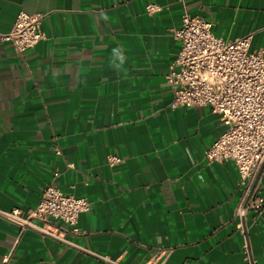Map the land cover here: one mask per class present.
<instances>
[{
    "label": "crops",
    "instance_id": "1",
    "mask_svg": "<svg viewBox=\"0 0 264 264\" xmlns=\"http://www.w3.org/2000/svg\"><path fill=\"white\" fill-rule=\"evenodd\" d=\"M19 11L42 15L44 37L22 55L0 38V211L25 217L55 172L90 207L79 233L56 224L76 246L0 214V264H242L244 244L264 261V206L239 217L235 164L204 157L226 125L171 107L165 80L184 11L264 57V0H0V35Z\"/></svg>",
    "mask_w": 264,
    "mask_h": 264
},
{
    "label": "built area",
    "instance_id": "2",
    "mask_svg": "<svg viewBox=\"0 0 264 264\" xmlns=\"http://www.w3.org/2000/svg\"><path fill=\"white\" fill-rule=\"evenodd\" d=\"M159 8L154 3L146 5L148 12ZM41 18V14L19 11L10 30L0 38L9 40L22 55L44 37ZM172 32L180 48L165 75L171 92L170 105H208L220 115L226 128L205 149L204 157L207 162L229 160L235 164L242 189L236 213L242 218L246 211H252L255 217L264 206V198L256 188L257 175L264 164V57L260 51L250 50V34L225 39L213 33L210 21L186 11ZM120 161L118 155H107L110 166ZM56 176L55 172L53 179L44 184L37 204L25 217L16 209L0 214L19 222L22 230L29 228L76 246L56 224L63 223L71 232L79 233L78 215L89 209L90 201L63 192L55 183ZM50 220L55 225L49 224ZM242 227L239 223L238 228ZM242 249V264H264L252 258L247 244ZM98 256L111 261L106 255ZM10 257L11 253L4 255L1 264H10Z\"/></svg>",
    "mask_w": 264,
    "mask_h": 264
},
{
    "label": "clouds",
    "instance_id": "3",
    "mask_svg": "<svg viewBox=\"0 0 264 264\" xmlns=\"http://www.w3.org/2000/svg\"><path fill=\"white\" fill-rule=\"evenodd\" d=\"M121 60H123V57H121Z\"/></svg>",
    "mask_w": 264,
    "mask_h": 264
}]
</instances>
